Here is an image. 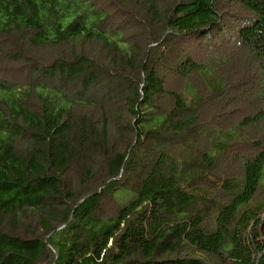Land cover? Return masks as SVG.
Returning <instances> with one entry per match:
<instances>
[{"label": "trees", "instance_id": "obj_1", "mask_svg": "<svg viewBox=\"0 0 264 264\" xmlns=\"http://www.w3.org/2000/svg\"><path fill=\"white\" fill-rule=\"evenodd\" d=\"M119 2L141 39L93 0H0V264H264V0Z\"/></svg>", "mask_w": 264, "mask_h": 264}, {"label": "rangeland", "instance_id": "obj_2", "mask_svg": "<svg viewBox=\"0 0 264 264\" xmlns=\"http://www.w3.org/2000/svg\"><path fill=\"white\" fill-rule=\"evenodd\" d=\"M93 1L97 3V6L103 7L104 9L108 10V13H109L107 14L108 18L105 20L107 24H112V26H119L121 28H124V26H141V27L134 28L135 31L131 33V37L133 38L134 41L142 38L143 35L140 34V32L143 26H151L149 22L144 21L140 17V15L143 16L144 13L141 12V9L139 6H136V7L133 6L129 8V6L121 4L119 0H93ZM160 1L164 5L171 4L170 2L165 3L166 0H160ZM127 28L129 27H126V29ZM206 39L190 38L188 40H185L186 53L191 58L193 57L194 60H201L203 57H207L208 53L218 52L215 48L212 47L213 45L224 49V47L227 46V43H228L225 41L223 43H215L217 39L216 40H210V39L206 40ZM27 50L31 52L30 54L32 56L35 55L36 57L41 58L42 62H47L49 59H51L53 56H55L58 53L57 48L54 46H48V47L41 48V49H35L34 51L30 49H27ZM84 50L85 51L87 50V52L91 51V54H95V55L101 54L100 52L95 51L97 50L95 46H91V49H90V47L87 45L85 46ZM84 50L82 49L83 52ZM61 55L63 56V54ZM64 56L71 57V54L64 55ZM27 73H28L27 71H24V73H19L18 74L19 79L28 80L29 75ZM1 74L2 73L0 69V76ZM163 74L165 75V87L169 89H175V90H179L180 87H182L183 77L180 75L181 73L179 71H165L163 72ZM4 75L2 77H4ZM236 87L237 85L234 86L233 91L235 90ZM235 94H239V92L236 91ZM30 101L34 102V99L30 98ZM250 101L251 99L245 101L244 103H242L241 101H236V102H233L232 105L227 106L226 108L218 107L219 109L212 106L209 108V110H207L206 115L205 114L203 115V118L205 121H209V123L215 124L216 122L220 126L227 127L228 125H232L239 119L246 117L250 112H252L253 109L251 108L254 105ZM253 113L254 112H252V114ZM260 129H264V128H260ZM247 133L248 135H251L250 131ZM262 133L263 132L260 131L255 134L257 135V137L253 138L254 142L252 141L244 145L240 143H235L234 148L242 157L251 156L257 153L261 148H263L262 144L259 142L261 141L259 136ZM200 137L205 138L203 134Z\"/></svg>", "mask_w": 264, "mask_h": 264}]
</instances>
